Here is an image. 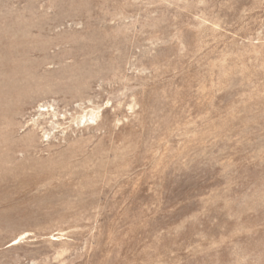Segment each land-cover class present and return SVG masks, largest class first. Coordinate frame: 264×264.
<instances>
[{
  "label": "rangeland",
  "instance_id": "374dc122",
  "mask_svg": "<svg viewBox=\"0 0 264 264\" xmlns=\"http://www.w3.org/2000/svg\"><path fill=\"white\" fill-rule=\"evenodd\" d=\"M0 264H264V0H0Z\"/></svg>",
  "mask_w": 264,
  "mask_h": 264
}]
</instances>
